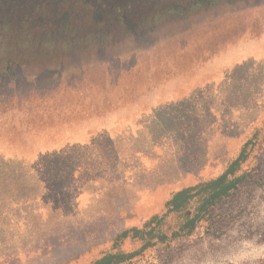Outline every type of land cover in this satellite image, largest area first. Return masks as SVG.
Wrapping results in <instances>:
<instances>
[{
  "label": "rangeland",
  "instance_id": "1",
  "mask_svg": "<svg viewBox=\"0 0 264 264\" xmlns=\"http://www.w3.org/2000/svg\"><path fill=\"white\" fill-rule=\"evenodd\" d=\"M263 37L264 0H0V264H88L249 139L191 236L123 264H264Z\"/></svg>",
  "mask_w": 264,
  "mask_h": 264
},
{
  "label": "trees",
  "instance_id": "2",
  "mask_svg": "<svg viewBox=\"0 0 264 264\" xmlns=\"http://www.w3.org/2000/svg\"><path fill=\"white\" fill-rule=\"evenodd\" d=\"M251 143L252 139H249L243 144L238 155L222 173L176 190L166 200L162 213L152 215L142 226H132L120 231L113 240V250L88 264H123L159 243H170L191 236L211 216L213 208L249 177V172H237L248 158V146ZM174 216L177 220L171 223ZM128 239L139 241L140 247L132 251L121 250L120 246Z\"/></svg>",
  "mask_w": 264,
  "mask_h": 264
},
{
  "label": "crops",
  "instance_id": "3",
  "mask_svg": "<svg viewBox=\"0 0 264 264\" xmlns=\"http://www.w3.org/2000/svg\"><path fill=\"white\" fill-rule=\"evenodd\" d=\"M263 43V50L261 52H256L252 49V50H247L246 54L249 55L248 57H261L262 59H264V37L262 40Z\"/></svg>",
  "mask_w": 264,
  "mask_h": 264
}]
</instances>
